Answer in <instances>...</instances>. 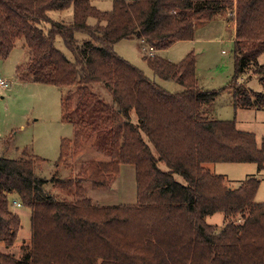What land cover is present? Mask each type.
Instances as JSON below:
<instances>
[{
  "label": "trees",
  "instance_id": "1",
  "mask_svg": "<svg viewBox=\"0 0 264 264\" xmlns=\"http://www.w3.org/2000/svg\"><path fill=\"white\" fill-rule=\"evenodd\" d=\"M93 2L0 0V58L21 43L29 57L17 80L67 88L63 121L73 126L50 177L32 152L0 154V245L13 247L21 228L12 196L31 212L28 253L19 260L0 249V264H264L261 180L232 187L205 167L255 163L261 171L264 140L204 111L224 90L236 110H264V0H113L111 10ZM220 16L234 24L235 74L210 91L198 86L193 53L173 64L157 52L193 41L198 22ZM124 39L139 40L154 75L180 90L119 56L114 46ZM252 76L261 91L249 87ZM90 149L107 160L72 164ZM124 164L136 169V203L103 206L86 196L87 183L110 186ZM216 213L226 217L222 227L206 221Z\"/></svg>",
  "mask_w": 264,
  "mask_h": 264
},
{
  "label": "rangeland",
  "instance_id": "2",
  "mask_svg": "<svg viewBox=\"0 0 264 264\" xmlns=\"http://www.w3.org/2000/svg\"><path fill=\"white\" fill-rule=\"evenodd\" d=\"M93 4L101 10H111L113 0H94ZM235 30L234 24L217 17L207 23L198 22L194 42L178 43L167 50L157 52L173 64L182 62L193 53L196 57V78L198 86L210 91H220L232 80L235 74L233 56ZM60 45V43H59ZM62 45V43H61ZM142 44L137 39H124L114 46L115 52L140 69L149 78L170 92H177L180 86L171 81L158 79L148 62L144 60ZM29 52L19 43L6 58H0V78L6 79L9 86L0 85V154L7 157H19L25 150L46 159L42 176L50 177L54 172V163L60 156L63 139L73 137V126L63 121L64 95L67 88L38 83H22L17 80V67L27 61ZM264 63V54L259 58ZM252 75V74H249ZM249 87L261 91L258 76H252ZM208 117L221 120H235L241 130L255 133L259 144L264 140V110L234 108L233 94L230 90L220 92L215 101L204 106ZM8 139L9 146L4 147L3 140ZM2 144V145H1ZM89 148H87L88 150ZM82 150L72 161L74 166L91 157L104 159L94 149ZM96 157V158H95ZM212 173L223 175L226 182L236 187L248 176H256L261 185L255 201L264 203V168L259 171L255 163H217L206 164ZM68 174L67 169L62 176ZM181 180V178H180ZM51 191L61 193L59 188L52 186ZM86 196L93 202L112 206L134 204L137 200L136 169L130 164L121 165L120 173L115 181L106 188H95L85 185ZM13 211L21 217V228L13 247L0 245V249L23 259L30 249L31 212L25 206L14 203ZM206 221L222 227L226 223L223 213L208 216Z\"/></svg>",
  "mask_w": 264,
  "mask_h": 264
},
{
  "label": "built area",
  "instance_id": "3",
  "mask_svg": "<svg viewBox=\"0 0 264 264\" xmlns=\"http://www.w3.org/2000/svg\"><path fill=\"white\" fill-rule=\"evenodd\" d=\"M149 53H150V54H153V53H154L153 48H150V49H149ZM0 85L3 86V87H8V86H9L8 81H7L6 79H2V78H0ZM14 203H16L17 206H20V205H21V204H20L19 202H17V201H14Z\"/></svg>",
  "mask_w": 264,
  "mask_h": 264
},
{
  "label": "crops",
  "instance_id": "4",
  "mask_svg": "<svg viewBox=\"0 0 264 264\" xmlns=\"http://www.w3.org/2000/svg\"><path fill=\"white\" fill-rule=\"evenodd\" d=\"M234 39H235V37H234ZM194 40H195V38H194ZM194 40L193 41H191V42H194ZM181 44V43H180ZM224 92V91H223ZM99 204V203H98ZM99 205H103L104 206V204H99Z\"/></svg>",
  "mask_w": 264,
  "mask_h": 264
}]
</instances>
